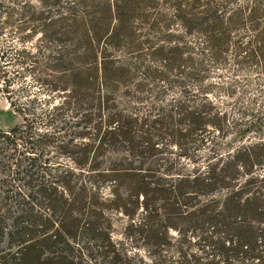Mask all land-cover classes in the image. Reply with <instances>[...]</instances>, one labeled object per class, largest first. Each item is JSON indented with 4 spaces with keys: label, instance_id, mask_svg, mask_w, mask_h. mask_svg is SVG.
<instances>
[{
    "label": "trees",
    "instance_id": "16d2710c",
    "mask_svg": "<svg viewBox=\"0 0 264 264\" xmlns=\"http://www.w3.org/2000/svg\"><path fill=\"white\" fill-rule=\"evenodd\" d=\"M37 1L22 13L33 33L70 44L84 65L71 140L82 139L59 143L72 165L20 197L16 261L130 264L112 238L113 210L145 247L143 264H169V250L177 264H264V111L228 127L217 95L231 97L234 79H211L264 68V0ZM173 91L181 96L168 100ZM206 130L214 135L198 136ZM22 131L0 129V149L17 154L9 134ZM38 157L19 152L13 165L28 172Z\"/></svg>",
    "mask_w": 264,
    "mask_h": 264
},
{
    "label": "rangeland",
    "instance_id": "374dc122",
    "mask_svg": "<svg viewBox=\"0 0 264 264\" xmlns=\"http://www.w3.org/2000/svg\"><path fill=\"white\" fill-rule=\"evenodd\" d=\"M25 3L39 5L37 0H0V129L9 133L19 125L23 130L21 138L14 139L17 134H9V142L16 141L19 152L24 155L38 154L39 157L35 167L26 172L13 165L19 152L13 155L10 149H0V207L12 210V215L0 216V228L4 229L0 233V264H20L15 259L20 250L17 244L20 236L13 233L16 223L22 221L16 214L20 197L25 196L29 185L37 187L42 182L51 183L54 174L72 165L66 154L56 149L59 143H76L82 139L77 136L71 140L74 131L81 129L76 119L85 94L76 88V82L83 78V62L73 53L70 44L46 42L40 33H33L32 24L29 26L26 22L30 14L27 13L26 18L22 15ZM211 79L221 84L234 79L231 97L223 93L217 95L219 100L225 99L223 107L228 111V127L232 128L243 113L251 117L247 110L264 111V68L223 73L220 70ZM179 96V91L166 94L168 100ZM39 131H47L49 136L42 137ZM214 132L206 130L198 136L209 138ZM33 138L40 140L35 143L34 152L30 149ZM232 144L237 145L239 141L233 139ZM89 189L105 197L110 195L105 185L97 187L91 183ZM109 216L112 238L129 253L130 264H143L141 257L147 258L146 249L134 247L127 236V217L113 210L109 211ZM84 242L97 247L93 239H84ZM165 253L169 264L178 263L177 252Z\"/></svg>",
    "mask_w": 264,
    "mask_h": 264
}]
</instances>
